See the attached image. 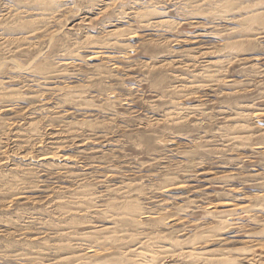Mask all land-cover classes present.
<instances>
[{"label": "rangeland", "instance_id": "rangeland-1", "mask_svg": "<svg viewBox=\"0 0 264 264\" xmlns=\"http://www.w3.org/2000/svg\"><path fill=\"white\" fill-rule=\"evenodd\" d=\"M243 1L0 0V264H264Z\"/></svg>", "mask_w": 264, "mask_h": 264}, {"label": "bare ground", "instance_id": "bare-ground-1", "mask_svg": "<svg viewBox=\"0 0 264 264\" xmlns=\"http://www.w3.org/2000/svg\"><path fill=\"white\" fill-rule=\"evenodd\" d=\"M247 2V6L246 9H253L251 12L250 10L247 11L248 15H246L244 18L247 22H250V25L247 26L248 27V31L249 30H253L255 29L253 26H251V22H257L258 24H262L263 22V11L262 9H264V0H244ZM243 1V3H244ZM107 7V6H106ZM247 9V10H248ZM245 12V11H244ZM246 14V13H245ZM248 24V23H247ZM258 30V28H256ZM246 30V31H247ZM260 30V29H259ZM261 32V31H260ZM250 34V33H249ZM35 44V43H34ZM87 50V49H86ZM76 51V50H75ZM92 51V50H91ZM102 55V54H101ZM86 59V58H85ZM253 113V112H252ZM169 120V119H168ZM71 131V130H70ZM98 136V135H97ZM51 156V155H50ZM53 156V155H52ZM51 156V157H52ZM45 159V158H44ZM184 249V248H183ZM190 257V256H189ZM198 259V258H197Z\"/></svg>", "mask_w": 264, "mask_h": 264}]
</instances>
